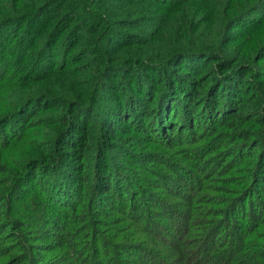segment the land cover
Segmentation results:
<instances>
[{
  "label": "trees",
  "instance_id": "obj_1",
  "mask_svg": "<svg viewBox=\"0 0 264 264\" xmlns=\"http://www.w3.org/2000/svg\"><path fill=\"white\" fill-rule=\"evenodd\" d=\"M71 1L76 0H49L34 13L9 17L0 0V151L24 136L22 127L30 124L33 106L44 101L31 96L11 108L6 94L16 84L66 73L81 54L71 55L72 47L87 29L85 36L96 38L92 54L99 56L98 70L89 80L91 94L87 91L76 113L67 109L51 123L58 125L51 141L54 153L35 148L22 163L0 157V238L12 239L0 250V264H75V255L89 264H163L157 255L165 264H264V68L258 65L264 49L262 57L252 54L245 61L223 58L215 49L184 47L167 56L143 58L133 52L109 59L108 53L119 46L128 49L120 55L139 48L134 46L144 43L138 40L140 33H124L122 25L93 13L87 0L73 2L72 9L59 15ZM251 1L231 18L229 28L248 32L257 27L264 0L256 6ZM54 8L50 28L48 21L35 23ZM73 16L87 21V28L70 26ZM36 46L30 66L22 64ZM177 65L176 71L172 67ZM194 106H200L196 114ZM98 108L104 114L84 135L91 122L82 117L90 119ZM204 120L210 123L208 131L195 132L194 123ZM119 121L125 125L118 128ZM231 127L240 150L217 166L225 152L233 151L217 152L223 132L217 130ZM213 164L226 175L211 179ZM165 167L172 173H164ZM195 191L207 203L199 213L188 197ZM64 206L69 213L62 234L58 220L63 215L56 208ZM193 214L202 220L190 229ZM243 215L250 216L247 224H231V218ZM172 230L188 237L196 232L191 240L199 239L200 245L187 253L184 236L166 237Z\"/></svg>",
  "mask_w": 264,
  "mask_h": 264
},
{
  "label": "rangeland",
  "instance_id": "obj_2",
  "mask_svg": "<svg viewBox=\"0 0 264 264\" xmlns=\"http://www.w3.org/2000/svg\"><path fill=\"white\" fill-rule=\"evenodd\" d=\"M4 1L6 9V11H4V16L13 17L18 14L26 15L34 13L39 7H41L49 0ZM76 1H71L72 4H69L70 7L60 12L59 15L63 14L67 10L72 9L74 5L73 2ZM169 1L171 0H166L162 3L143 0H87L88 6L93 10V13L97 15L108 16L114 24H117V27H120L119 25H122L120 28L126 34L140 33L141 37H139L138 40L141 39L142 41H144L142 45L134 46L139 48L134 49L133 51L125 52L121 55L119 54L120 52L127 51L128 49H119L120 47H124L119 46L118 48H116V50H111L110 53H108V58L120 60L127 57L128 55L132 56L133 52L138 53V57L143 58L156 57V55L167 56L169 54H172L173 51L179 49L180 47L189 49L191 48L198 51L215 49L214 51H216V53L221 55L223 58H237L239 61H245L246 59L243 58L252 56V54H257V57H262L259 56V53L262 52V49H264V8L263 10H259L260 14L259 16H257L259 17V24L257 25V27L247 32L241 30V28H239L238 26L236 28H229V23L231 18L235 14H240L241 12L246 10L247 6H249L248 2L250 0H191L189 2H187L188 0H185L184 2H181L179 4H173ZM252 1H255L254 6H256L258 0ZM13 4L18 5L19 10H15V8H13ZM258 6H260V4ZM12 10L14 12H12ZM54 10H56V8H54L52 12L43 13L39 18H37V21L35 23L48 21V23H50L48 24V28H50L51 21L53 20ZM78 23H82L81 26H83V28H87V25L89 24L84 19L78 20L77 16H73L72 20L70 21V26L77 25ZM131 24H133V26H131ZM242 24H244V22ZM85 32L86 31L79 34L80 36L78 35L79 38L77 40V43H74V46L72 47L73 50H71V55H76V53L81 54L77 55V59H75L76 61L73 64L71 63L67 66L66 73L57 77L40 79L37 82L25 81V84H16L15 87L11 89V92L6 94L9 98L8 105L11 108L21 100H24L31 96H33V98H43L42 100L44 101H41L36 104V106H33V110H31L30 116L31 119L29 118L31 120L30 124H28V126L24 125L22 127L26 128L24 131V136L18 139V141L12 143L10 146H8V148L0 151V157L2 160H9L12 163H22L24 160L34 155L35 148L42 149L47 154L54 153L53 150H55L56 147H54L51 141L53 139V134H55L54 131H57L58 129V125L53 126V124L51 123L59 120V118L65 114L67 109H72L76 113L77 106L83 105L81 100H83L85 96L88 95L87 91L91 94V90H89L91 81L89 80L91 78V75L93 74L94 78L96 70H98L96 60L99 59V56H97L96 54H92L95 48H93V45L91 44L96 38H92L90 35L85 36L89 32L88 29L87 32ZM37 51V46L31 49L29 60H22V64H24L25 62L30 66L31 61L34 60L33 54ZM51 57H53V53L51 54ZM206 65L207 61L205 60L203 67ZM258 65L259 67L264 68V59L260 60ZM179 66L177 65L172 68L176 70L177 68L179 69ZM261 84L263 86L264 80L263 82L261 81ZM112 94L114 95L113 92ZM4 98L5 97H3V99ZM244 99L245 97H243V100ZM72 101H77L78 104H73ZM238 101V105H241L244 102H240V98L238 99ZM198 102H196V105H198ZM52 103L53 105H55L54 103H56V106L54 108L52 107ZM192 109L196 114L198 109H200V106H194L192 107ZM80 112H82V110ZM103 114L104 112H101V110L98 108V111H96V113H94L90 117V119L87 118L86 114L84 115V117H82V121L85 122L87 120H90L91 122L90 124H87V127L85 125H82V129L85 126L83 130L84 135L90 134V132H92V129H94V127L98 125V120H100ZM27 121L29 122V120ZM200 122L201 121H199V123ZM261 122L264 123V117ZM199 123H194L196 126L195 132L198 131V128L203 133L207 132L208 130L206 127H208V125L210 124L209 121L204 120L200 125ZM45 124H50V126H52L47 127ZM115 124L118 128L125 125L123 124V121H119ZM211 127L215 129L217 128L216 125L213 124V122L211 124ZM231 130L232 127L230 129L217 130L223 131L219 135V138H217L216 140L215 147L217 149V152L220 150L224 151L223 149L229 148L233 150H227L229 152H225L223 157L219 159L217 166L223 163V161L227 157L226 155H233V157H235L237 151L240 150L238 148V150H236L235 148V145L239 140V136L235 134L233 136H230L229 133H231ZM44 135H46L47 137L45 138ZM231 152L232 154H230ZM188 157L191 159L190 156ZM240 161L241 158L237 160L236 164L240 163ZM125 162L129 163V160L127 159L125 160ZM213 165L214 166H212L211 168V177L213 178L210 177L211 179L221 178L226 175V173H224L226 172L225 170H222L220 167L215 166V164ZM234 165L235 164H233V167L235 168L236 166ZM239 165L246 167L244 164ZM163 172L172 173L171 167H165ZM192 174L199 177L197 173L192 172ZM210 178H208L207 183L210 182ZM180 192L183 193L185 197V190H181ZM200 195L201 194H199V192L195 191L188 196L189 201L191 202V200H193L192 203L196 205V208H194V213L196 211H198L199 213L201 210L207 209V206H205V204H207L205 202V198L201 197ZM139 200H142V198H139ZM255 201L258 202L257 200ZM67 203L68 208H70L73 202H71L70 200ZM212 205L213 204H211V206ZM177 206H179L177 209H179L182 214H185V209L182 204H177ZM54 209L53 213H55L56 209L62 211L61 215L63 216L60 220H58L60 222L58 230H60L62 234H65L68 222L67 213H69V210H67L65 206L56 208L55 210ZM260 209L261 207L257 204L254 206V210L259 211ZM199 216L200 215L194 216L193 214V217L190 221L191 223L188 224V226L190 225V229L199 226L198 222L202 220V218ZM249 217L250 216L243 215L241 217V220H238L237 218H231L230 222L231 224H234L240 221L245 225L248 223ZM195 233H193L191 237H188L185 236V234L180 235V232L176 230H172V233H169V235H166V237H171L172 239L176 240V235H180V239H182L184 236L185 238L182 241L185 242L186 240H188L184 248L187 253H190V251L194 250L196 245L199 244L197 242L199 241V239L196 241V243L195 241L191 240L195 238V235L197 234ZM173 235H175V238L172 237ZM220 236L222 237L223 235L220 234ZM5 238L6 239L0 238L2 239L0 250L4 249L6 245H10L12 243L11 238ZM77 242L78 240L73 243V246ZM3 243L5 244L3 245ZM77 249L78 244L77 246H74V250ZM12 255L13 254L11 253L10 256ZM157 256L158 260L165 264L166 260L160 255ZM74 257L76 261L79 262L77 263L75 261V264L90 263V261L83 260L79 255H75ZM57 264H63V262L58 261Z\"/></svg>",
  "mask_w": 264,
  "mask_h": 264
}]
</instances>
